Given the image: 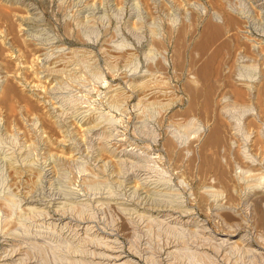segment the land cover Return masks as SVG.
Segmentation results:
<instances>
[{
  "label": "rangeland",
  "instance_id": "obj_1",
  "mask_svg": "<svg viewBox=\"0 0 264 264\" xmlns=\"http://www.w3.org/2000/svg\"><path fill=\"white\" fill-rule=\"evenodd\" d=\"M228 14L236 19L235 37L206 84L197 74L206 56L198 55L195 44L206 36L208 23L224 22ZM237 40L250 45L247 54L253 58L239 70L245 81H238L239 71L227 76ZM48 68L56 72L50 75ZM142 74L183 102L164 110L143 101L130 82ZM252 80L254 95L234 98L233 87L246 90ZM220 119L222 142L208 143ZM263 139L264 0H0V264H11L8 254L20 240L23 255L32 248L31 238L29 245L19 237L26 226L50 247L46 261L30 252V264H102L103 250L96 246H117L127 264L208 263L190 256L187 247L206 249L216 264H227L209 242L218 243L215 236L227 229L216 213L229 196L203 166V157L219 160L226 170L232 204L257 216L247 198L256 188L264 190ZM238 154L253 160L251 171ZM146 176L157 185L146 184ZM144 196L187 208L191 230L173 227L171 218L163 225L139 218ZM31 198L41 205L51 201L59 206L57 213L51 208L27 215ZM60 217L89 219L92 226L58 224ZM15 226L18 236L10 229ZM241 228L255 243L256 234ZM100 230L114 234L107 239ZM175 242L181 251L168 256L167 247ZM237 253L229 257L243 264Z\"/></svg>",
  "mask_w": 264,
  "mask_h": 264
},
{
  "label": "bare ground",
  "instance_id": "obj_2",
  "mask_svg": "<svg viewBox=\"0 0 264 264\" xmlns=\"http://www.w3.org/2000/svg\"><path fill=\"white\" fill-rule=\"evenodd\" d=\"M6 1H9V0H6ZM8 3V2H7ZM233 8V7H231ZM232 14V13H231ZM245 14H243L244 16ZM225 16V15H224ZM246 16V15H245ZM244 16V17H245ZM236 19L234 16H231V15H227L226 19L224 22H222L221 20H219L218 22L219 23H208L207 26H206V36L204 37L203 40L197 42L195 44L196 46V50H198V55L201 57L202 56H206V61H204V64L201 66L199 72L197 73L199 78L201 80H203L206 84L209 83V77L211 76V74L214 72V66H215V63H216V60L217 58L219 57L220 53L222 52L223 48L227 47L230 45V42L232 43V39L235 37L234 36V31H233V28H232V25H234ZM215 22V21H214ZM235 26V25H234ZM25 28V27H24ZM240 29V28H239ZM238 31V30H237ZM240 31V30H239ZM243 32H248L246 31L245 29L243 30ZM248 35V34H247ZM246 35V36H247ZM225 37V39L223 38ZM222 38V40L220 42L219 39ZM247 39H250L252 41H254L253 39L248 38ZM235 42V41H234ZM251 43V42H250ZM256 43V42H255ZM255 43L252 42L251 44V48L256 52V48H258V45H256ZM237 45H235V54L233 55L234 56V62L232 63V66L229 67L228 71H227V76L230 77L232 79V77L234 78L235 75H237V73H239L240 69L242 68H248L250 67L251 65H247L246 63L250 60H253V58H251V56H249L247 54V48L250 47V45L248 46L246 44V42H244L243 40H237L236 42ZM261 45V44H260ZM231 47V46H230ZM233 47V46H232ZM233 47V48H234ZM262 48V47H261ZM260 51V50H259ZM258 53V52H257ZM251 54V53H250ZM162 56V55H161ZM160 56V57H161ZM260 56V55H259ZM162 59H164V56L162 57ZM166 59V58H165ZM163 60L162 61V64L163 66H167L165 63L166 60ZM54 66V65H53ZM55 67V66H54ZM200 67V66H199ZM213 67V68H212ZM254 67V66H253ZM252 67V68H253ZM57 68V67H56ZM76 68V67H75ZM165 68V67H164ZM46 71V70H45ZM47 71L49 72V74L51 73H55L56 72V69H53V68H48ZM46 71V72H47ZM213 71V72H211ZM239 71V72H238ZM210 72V73H209ZM47 74V73H46ZM50 74V75H51ZM147 74H142L141 77H132L130 78V82H131V85L138 91H141L142 92V99H144L143 101H147V102H152V103H156L158 104L162 109H169L171 106H173L175 103H181L183 102L182 100H179L177 101L176 99L172 98L171 96V91L170 90H166V89H163L162 87L159 86H156L158 84H151V82L149 83L150 80H152L151 77H148L146 76ZM150 76V74H148ZM242 74L241 72L239 73V77H237L238 81H245V77L244 79L241 77ZM252 77V76H251ZM247 79V78H246ZM249 80V79H247ZM259 81V80H258ZM248 83H245L247 87L246 90L244 89H241V88H236V87H233L235 88L233 90V93H235L234 95V98L236 96V99L237 97H241L243 98V96H253L254 95V80L252 81H246ZM256 83V82H255ZM243 84V83H242ZM241 84V85H242ZM244 84V85H245ZM194 85H191L190 87V95H191V102H190V107L193 109L194 108V102L196 101V94H197V91H196V87H195V90L193 89L194 88ZM244 86H242L243 88ZM228 89V88H227ZM257 89V88H256ZM111 90V89H110ZM116 90V89H115ZM8 92V91H7ZM199 93H201L199 90H198ZM116 93V92H115ZM213 93V92H212ZM232 93V94H233ZM7 94V93H6ZM227 94V93H226ZM232 94L229 93V95L231 96ZM258 94L259 91H258ZM5 95V94H4ZM118 95V94H117ZM135 95V94H134ZM228 95V96H229ZM257 95V94H256ZM199 96V94H198ZM211 96V95H210ZM222 96V95H221ZM259 95H257L258 97ZM118 97V96H117ZM222 99H224L223 97H221ZM231 98V97H230ZM229 98V99H230ZM247 98V97H246ZM141 99V98H140ZM226 100V99H224ZM238 101L239 98L237 99ZM248 100V99H247ZM221 101V99L219 100ZM241 101H244L241 99ZM257 101V100H256ZM151 104V103H150ZM245 105V104H244ZM247 105V104H246ZM249 106V105H248ZM164 107V108H163ZM221 107V106H220ZM250 107V106H249ZM224 109V107H222ZM164 109V110H165ZM221 109V110H223ZM251 109V108H250ZM226 111V110H225ZM223 111V112H225ZM220 113V112H219ZM214 115V114H213ZM221 115V113H220ZM216 117V116H215ZM221 118V117H220ZM192 119V118H191ZM190 119V121H192ZM219 119V118H218ZM194 120V119H193ZM212 121V120H211ZM215 121V119H214ZM222 121V119H220V122ZM218 122V121H217ZM219 122V123H220ZM188 123H190L188 121ZM187 123V124H188ZM222 123V122H221ZM186 124V126H187ZM218 125V124H217ZM224 124H219L213 134L208 138L207 142L208 143H214V142H218L220 143L219 141L222 142V140L220 139H223L221 134H223V132L221 131L222 128L224 127L223 126ZM191 126V125H190ZM216 126V125H215ZM223 126V127H222ZM95 127V126H93ZM92 126H87L86 129H93ZM188 128V127H187ZM260 128V127H259ZM262 128V127H261ZM261 128L259 129V131L261 130ZM85 129V128H84ZM83 129V130H84ZM254 129V128H253ZM259 131H257L259 133ZM261 132V131H260ZM235 133V132H234ZM210 134V133H209ZM208 135V134H206ZM235 135V134H233ZM256 136V134H255ZM253 137V136H252ZM258 137V136H257ZM256 137V138H257ZM263 138V137H262ZM207 139V138H206ZM255 139V138H254ZM249 140L251 141V139L249 138ZM253 140V139H252ZM259 140V139H257ZM264 140V139H263ZM206 141V140H205ZM256 141V139H255ZM261 140V137H260V140ZM252 142V141H251ZM250 142V143H251ZM258 143V141H257ZM260 143V142H259ZM258 143V144H259ZM202 144V142H201ZM207 144V143H206ZM253 144V143H252ZM263 144V142H262ZM170 145V148L172 149V152L173 150L175 152L176 149H177V146L174 144V142L170 141L169 143ZM212 145V144H211ZM218 145V144H217ZM254 145V144H253ZM255 145H257L255 143ZM200 148V147H199ZM256 148V147H255ZM170 149V150H171ZM203 150V149H202ZM128 151V150H127ZM174 152V153H175ZM211 152V151H210ZM263 152V150H262ZM130 153V152H129ZM239 153H242V152H239ZM124 154H128L125 150ZM200 154V153H199ZM205 154V153H204ZM258 154V153H257ZM213 155V154H211ZM239 156V159H240V164L244 166L245 170L246 171H251V168H253L256 164L253 162V160H249L247 158V156H244L243 154H238ZM183 157V156H182ZM253 157V156H252ZM125 158V157H124ZM252 159V158H251ZM264 159V158H263ZM219 160L216 162L215 160L212 161L209 159L208 155H204L203 157V166L214 173V177H215V180L216 182H219V183H222L223 185H225V188H226V191L228 193V196H229V201L226 200V201H223L222 200V203L221 205L219 206V209H217V215L219 216V218L222 220V222L226 225L227 229H225L224 232H222V235H220L219 237L215 236V239L218 240V243L215 242V240L213 241H210L209 244H211V247L214 249V251L217 253V256H220L221 259L223 261H228L227 264H239L240 262V259L238 260H235V261H232L231 260V256L229 255L230 253L232 254V251H235L238 252L237 254H239V257L242 258V261H243V264H264V232H263V229H264V190L261 189V190H258L259 188H256L254 189V191L252 192V194H249V197L247 198L248 201H249V206L252 207V210L253 211H256L257 213V216L253 215V213L247 211V209H251V208H244V210H239L236 208L235 205L232 204L231 200L233 198V188L230 186V183H229V180H228V175H227V172L226 170L221 166L220 163H218ZM258 162V161H256ZM258 164V163H257ZM200 165V164H199ZM223 165V164H222ZM261 166V168H264V163H260L259 164ZM224 166V165H223ZM204 168V169H205ZM193 175V174H192ZM206 176V175H205ZM208 177V176H207ZM153 180H150L147 178V176L144 178V182L146 184H156L157 181H154L152 182ZM165 182V181H164ZM218 183V184H219ZM232 184V183H231ZM157 185V184H156ZM149 186V185H148ZM147 186V187H148ZM195 188V187H194ZM147 189V188H146ZM215 189V188H214ZM237 189V188H236ZM166 190V189H165ZM149 191V189H148ZM155 191V190H154ZM204 191V189H203ZM216 191V190H215ZM235 191V190H234ZM153 192V191H152ZM143 193V192H142ZM154 193V192H153ZM205 193V192H204ZM194 194V193H193ZM207 194V193H206ZM155 195V194H154ZM146 196V195H145ZM145 196L142 197L143 199V202H142V206L139 208L138 210V216L139 218H141L142 220L146 221L147 223H152V224H155L156 222L154 221H159L160 224H164L168 221L169 218H171V223L173 224V227L175 225L179 226V224L181 226H183L184 228L187 227V230L190 229V226L192 225V221L190 220V213L189 211H187V208H182L180 206H177L175 207V205H167V203L165 204L164 202H162V200H157V199H154V198H146L145 199ZM247 196V195H246ZM196 197V196H195ZM193 199V197H191ZM141 199V200H142ZM235 200H236V196H235ZM39 200H35L33 198L31 199H28V201L26 202V205H25V211L27 212V215L29 214H39V213H45L46 211H49L51 210V208H55L54 210V214L57 213V208L58 207H54V204L52 205V202H48V204H44V205H41L38 203ZM56 202V201H55ZM58 202V201H57ZM140 203V202H139ZM181 203V202H179ZM246 203V202H245ZM248 203V202H247ZM182 204V203H181ZM237 204V203H236ZM7 205V204H6ZM57 205V204H56ZM247 205V204H245ZM8 206V205H7ZM74 206V205H73ZM77 206V205H75ZM183 206V205H182ZM248 206V205H247ZM62 207V206H61ZM69 207V206H68ZM242 207V206H241ZM77 208V207H76ZM60 210V209H59ZM78 212L79 213H82L83 211L82 210H79L77 208ZM53 211V210H52ZM82 211V212H81ZM125 211V210H124ZM48 213V212H47ZM84 213V212H83ZM50 214V213H49ZM185 214V215H183ZM24 216V215H23ZM40 216V215H38ZM81 216V215H80ZM179 216H182L184 217L183 219L179 218ZM51 218H49L50 220V223L52 222L53 225H57L56 222L54 221L53 219V216H50ZM8 218V217H7ZM48 220V219H47ZM6 222V220H4ZM57 222H59L58 224H67V223H73L74 220H72L71 218H67V217H60V218H57L56 220ZM8 222V220H7ZM18 222V221H17ZM55 222V223H54ZM75 222V221H74ZM154 222V223H153ZM158 222V223H159ZM195 222V221H194ZM199 223V222H198ZM20 224L23 226H26L24 225V223H21ZM75 224H81L83 227H89L91 225V220L89 219H80V220H76ZM175 224V225H174ZM195 224V223H194ZM69 225V224H68ZM92 226V225H91ZM172 227V225H170ZM176 226V227H177ZM242 226H245L247 228H249L254 234H256V237H258V239L256 237H254L256 240L255 243L253 241H251V239L249 240L248 239V232L243 234L242 235ZM27 227V226H26ZM26 227H23V228H20L19 226H15L14 228L10 227L11 230H16V229H22L21 232H23L24 234L23 235H20L19 233V237L22 236L24 237L23 239H26V244H29V241L31 242L30 238L32 239V242L31 244L33 245L31 249H27L25 254L26 255H23V253H21V248L23 247V242L22 240H20L18 243V248L17 249H11V253L10 255L8 254L9 257L12 258V262L11 264H30L29 260H28V257L30 256V252H38L39 254H41L43 256V258L47 259V256L45 254V251L47 250V248H49L50 250V247H47L39 240L38 236L37 235H30L29 232L27 231ZM94 227V226H93ZM157 227V226H156ZM161 227V226H160ZM172 227V228H173ZM175 227V228H176ZM189 227V229H188ZM203 227V226H202ZM181 228V227H180ZM179 228V229H180ZM9 229V230H10ZM101 229V228H100ZM174 229V228H173ZM178 230V228H176ZM186 229V228H185ZM184 229V230H185ZM204 229V228H203ZM10 230V231H11ZM14 230V231H15ZM84 230V229H83ZM182 230V229H181ZM191 230V229H190ZM199 230V229H198ZM18 231V230H17ZM204 231V230H203ZM207 231V230H205ZM248 231V230H247ZM12 232V231H11ZM10 232V233H11ZM16 232V231H15ZM99 232H102L104 235H102L103 237H107L114 234L112 232H106L104 233L105 231H99ZM182 232V231H181ZM194 232V231H193ZM251 232V233H252ZM101 233V234H102ZM198 233V232H197ZM250 233V232H249ZM252 233V235H253ZM12 234V233H11ZM17 236H18V233L16 232ZM204 234V233H203ZM206 234V233H205ZM204 234V235H205ZM214 234V233H213ZM247 234V235H246ZM15 235V234H14ZM98 235V234H97ZM116 235V234H115ZM202 235V234H201ZM201 235H199L201 237ZM212 235V234H211ZM40 236V235H39ZM101 236V235H100ZM185 236V235H184ZM214 236V235H212ZM103 237H100L103 239ZM178 237V236H177ZM203 237V235H202ZM201 237V238H202ZM206 237V236H205ZM182 238V237H181ZM186 238V237H185ZM204 238V237H203ZM202 238V239H203ZM253 238V239H254ZM20 239V238H19ZM29 239V240H28ZM111 239V238H110ZM207 239V238H205ZM210 239V238H209ZM212 239V238H211ZM210 239V240H211ZM105 240V239H104ZM113 240V239H111ZM184 239H182L183 241ZM25 241V240H24ZM180 241V240H179ZM194 241V240H193ZM103 242V241H102ZM181 242V241H180ZM111 243V242H110ZM168 243V242H167ZM170 243V242H169ZM186 243V242H185ZM188 243V242H187ZM208 243V242H207ZM22 244V245H21ZM49 244V243H48ZM47 244V245H48ZM102 244V243H101ZM99 244V245H101ZM106 244H108L106 242ZM180 244V243H179ZM208 244V245H209ZM28 245V246H29ZM98 245V244H97ZM98 245V246H99ZM104 245V244H103ZM115 245V243H114ZM168 245V244H167ZM206 245V244H205ZM204 245V246H205ZM27 246V245H26ZM70 246V245H69ZM180 246V245H179ZM185 246V245H184ZM200 246V245H199ZM56 247V246H55ZM114 247H117V246H113V247H105V246H102V247H95V249H102L103 251H100L99 250V254H100V258H102V262L104 264H127V261H124V256L122 255V252L119 248H114ZM27 248V247H26ZM53 248V247H52ZM52 252L54 251V249H52ZM186 248V247H185ZM196 248V247H195ZM46 249V250H45ZM183 249V248H182ZM193 249V248H192ZM208 249V248H207ZM60 250V249H59ZM64 250V249H63ZM105 250H107L108 252H105ZM206 249L202 250L200 247L199 248H196L195 250H189L188 247H187V253L192 256V257H200L199 261H201V259L203 260V262H207L209 264H216L215 261L216 260H213L210 255V253H208L207 251H205ZM210 250V248H209ZM181 251V250H180ZM178 250V245L177 243L175 242L174 244H170L168 247H167V250H166V253L168 256H172V255H176L177 253L179 254L180 252ZM231 251V252H230ZM212 252V251H211ZM230 252V253H229ZM56 253V252H55ZM54 253V254H55ZM94 253V252H93ZM96 253V252H95ZM98 253V252H97ZM4 256H7L4 254ZM4 257L3 259H7L9 257ZM56 256V255H54ZM230 256V257H229ZM32 257V256H31ZM98 257V256H97ZM191 257V258H192ZM233 257V256H232ZM175 258V257H174ZM215 258V257H214ZM195 259V258H194ZM193 259V260H194ZM205 260V261H204ZM181 261V260H180ZM195 261V260H194ZM196 261H198L196 259ZM195 261V262H196ZM98 262V261H97ZM202 262V261H201ZM201 262H196V263H200L202 264ZM205 262V263H206ZM102 263V264H103ZM173 263V261H172ZM171 263V264H172ZM207 263V264H208ZM1 264H10V262H6L4 261V263H1ZM96 264V263H95ZM176 264V263H175Z\"/></svg>",
  "mask_w": 264,
  "mask_h": 264
}]
</instances>
